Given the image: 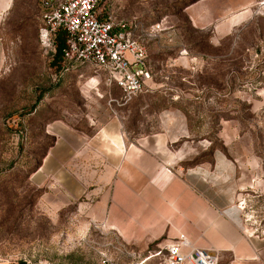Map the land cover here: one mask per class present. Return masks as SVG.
Returning <instances> with one entry per match:
<instances>
[{"label": "rangeland", "instance_id": "374dc122", "mask_svg": "<svg viewBox=\"0 0 264 264\" xmlns=\"http://www.w3.org/2000/svg\"><path fill=\"white\" fill-rule=\"evenodd\" d=\"M263 2L103 3L120 19L163 27L159 39L145 41L152 80L126 102L103 73L52 65L40 43L41 0H0V264L38 256L96 264L102 255L115 264H165L153 256L161 245L133 247L102 220L115 171L83 148L109 113L135 126L194 121L196 142H209L202 158L226 156L253 184L244 191V229L264 236ZM71 140L78 146L69 158ZM61 144L67 156L55 154ZM60 172L69 175V192L72 183L80 192L68 205H50L67 197Z\"/></svg>", "mask_w": 264, "mask_h": 264}, {"label": "crops", "instance_id": "0c3cea01", "mask_svg": "<svg viewBox=\"0 0 264 264\" xmlns=\"http://www.w3.org/2000/svg\"><path fill=\"white\" fill-rule=\"evenodd\" d=\"M3 68L0 36V73ZM191 122L152 121L135 126L112 113L97 121L83 149L96 153L115 171L104 197V224L141 250L186 237L196 245L218 249V264H264V236L247 234L245 214L239 208L246 205L244 191L253 184L242 167L226 156L214 152L203 159L209 142H196ZM71 141L69 158L78 146ZM55 154L67 156L68 152L61 144ZM58 177L65 181L67 197L49 204L68 205L80 191L72 183L69 192L68 174L60 172ZM45 260L53 264L42 256L24 262Z\"/></svg>", "mask_w": 264, "mask_h": 264}, {"label": "built area", "instance_id": "2783aa9c", "mask_svg": "<svg viewBox=\"0 0 264 264\" xmlns=\"http://www.w3.org/2000/svg\"><path fill=\"white\" fill-rule=\"evenodd\" d=\"M113 1L116 0H108L109 3ZM105 2L41 0L46 12L44 25L40 28V43L45 53L52 57L56 52V35L59 30H65L68 65L103 73L110 85L122 90L124 101L129 102L152 80L145 41L159 39L163 27L161 23L147 27L138 19H120L110 12L105 16L102 6ZM239 208L244 210L245 205L241 204ZM161 255L165 264H218L220 260L218 249L196 245L186 237L161 245L160 251L153 256ZM37 264L52 263L45 260ZM96 264H115V261L102 255Z\"/></svg>", "mask_w": 264, "mask_h": 264}, {"label": "trees", "instance_id": "16d2710c", "mask_svg": "<svg viewBox=\"0 0 264 264\" xmlns=\"http://www.w3.org/2000/svg\"><path fill=\"white\" fill-rule=\"evenodd\" d=\"M107 14H108V8L104 7L103 15L107 16ZM67 40H68L67 32L63 29L59 30L55 38L56 52L51 57L52 65H58V64H61V66L64 65V62L66 61L65 51L68 48ZM19 264H25V262H21Z\"/></svg>", "mask_w": 264, "mask_h": 264}, {"label": "bare ground", "instance_id": "6f19581e", "mask_svg": "<svg viewBox=\"0 0 264 264\" xmlns=\"http://www.w3.org/2000/svg\"><path fill=\"white\" fill-rule=\"evenodd\" d=\"M264 3V2H263ZM1 14V13H0Z\"/></svg>", "mask_w": 264, "mask_h": 264}]
</instances>
